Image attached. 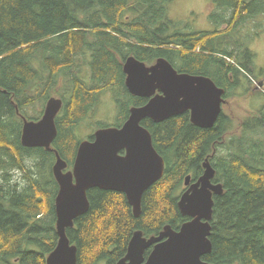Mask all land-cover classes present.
Returning <instances> with one entry per match:
<instances>
[{
  "label": "trees",
  "instance_id": "obj_1",
  "mask_svg": "<svg viewBox=\"0 0 264 264\" xmlns=\"http://www.w3.org/2000/svg\"><path fill=\"white\" fill-rule=\"evenodd\" d=\"M172 2L0 0V175L7 183L0 192V262L11 253L22 264H47L58 238L56 151L71 169L79 143L93 139L94 134L80 138V132L103 94L116 103V123L97 122L95 129L121 126L132 106L148 101L126 86L123 65L129 56L148 65L163 57L179 72L209 76L226 89L225 98L239 86L249 89L253 77L264 82V66L257 68L247 43L254 38L244 28L264 18V0H210L213 29L205 30L171 18ZM51 96L63 100L54 150L24 146L23 119L39 120ZM142 124L165 159V173L145 191L138 217L123 192L88 190L89 211L67 229L78 247V264H117L136 230L147 237L166 225L178 230L189 219L178 206L185 178L197 180L206 158L224 192L214 196L213 250L203 259L264 264V106L229 138L232 118L224 112L210 128L194 125L190 112ZM26 155L38 158L35 171L24 170ZM12 168L24 172L23 190L9 183Z\"/></svg>",
  "mask_w": 264,
  "mask_h": 264
},
{
  "label": "water",
  "instance_id": "obj_2",
  "mask_svg": "<svg viewBox=\"0 0 264 264\" xmlns=\"http://www.w3.org/2000/svg\"><path fill=\"white\" fill-rule=\"evenodd\" d=\"M123 70L129 92L148 101L132 106L121 126L99 128L93 139L82 140L71 169L56 151L53 173L59 184L55 199L58 238L46 258L47 264H78V247L71 243L67 229L89 211V189L123 192L134 215H141L145 191L163 177L166 168L152 133L142 124L144 119L160 122L190 112L194 125L210 128L223 113L226 89L209 76L179 72L163 57L148 65L129 56ZM62 107V98L51 96L39 120L24 118L22 144L54 150L58 135L56 117ZM202 166L203 174L197 180L193 181L191 174L186 176L185 190L178 200L181 214L189 219L178 230L166 225L159 234L150 237L136 230L126 256L117 264H212L203 257L213 250L210 237L214 196L222 195L224 186L214 182L216 170L210 158Z\"/></svg>",
  "mask_w": 264,
  "mask_h": 264
},
{
  "label": "rangeland",
  "instance_id": "obj_3",
  "mask_svg": "<svg viewBox=\"0 0 264 264\" xmlns=\"http://www.w3.org/2000/svg\"><path fill=\"white\" fill-rule=\"evenodd\" d=\"M213 9L214 7L210 0H173L169 6V16L176 21L182 22L183 25L189 24L191 29H213V25L209 21V15ZM244 28L245 31H250L251 37L254 38L247 41V43L256 55L255 65L257 68H261L264 66V18L259 17L257 20L250 21ZM256 70L258 73V69ZM262 80L253 77L249 89L245 85L239 86L226 98V102L223 104V112L232 118L230 133L227 138L240 134L243 121L257 114L260 108L264 106V95H261L264 87L259 85ZM100 100L97 111L93 113L91 119L83 124L84 126L80 132V138L82 139L95 133L97 122L109 121L112 124L116 123L115 117L118 108L112 95L110 93L103 94Z\"/></svg>",
  "mask_w": 264,
  "mask_h": 264
},
{
  "label": "clouds",
  "instance_id": "obj_4",
  "mask_svg": "<svg viewBox=\"0 0 264 264\" xmlns=\"http://www.w3.org/2000/svg\"><path fill=\"white\" fill-rule=\"evenodd\" d=\"M37 160V157L26 155L23 160L24 170L26 171L31 169L35 171ZM9 174V183L16 185L18 191L23 190L27 183L26 179L24 178V172L21 169L12 168L9 170Z\"/></svg>",
  "mask_w": 264,
  "mask_h": 264
},
{
  "label": "flooded vegetation",
  "instance_id": "obj_5",
  "mask_svg": "<svg viewBox=\"0 0 264 264\" xmlns=\"http://www.w3.org/2000/svg\"><path fill=\"white\" fill-rule=\"evenodd\" d=\"M243 82H245V79H243ZM261 83H263V85L261 87H264V82L262 81ZM9 179H10V175H9ZM3 182H5V178L3 179L2 175H0V192H1L2 188H3V185L7 184L6 182L3 184ZM214 182H216V181L214 180ZM5 187H7V186H5ZM0 205H1V203H0ZM41 215L43 217L45 215V213H42ZM41 215H39V217ZM36 248H38V247H35V249ZM149 250H151V248ZM8 254L9 255L6 257V261H4V263L0 262V264H22L20 256H18L16 254L12 255L11 253H8Z\"/></svg>",
  "mask_w": 264,
  "mask_h": 264
},
{
  "label": "bare ground",
  "instance_id": "obj_6",
  "mask_svg": "<svg viewBox=\"0 0 264 264\" xmlns=\"http://www.w3.org/2000/svg\"><path fill=\"white\" fill-rule=\"evenodd\" d=\"M47 241V240H46Z\"/></svg>",
  "mask_w": 264,
  "mask_h": 264
}]
</instances>
